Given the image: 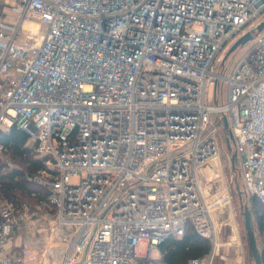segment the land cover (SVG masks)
<instances>
[{
  "label": "built area",
  "instance_id": "built-area-1",
  "mask_svg": "<svg viewBox=\"0 0 264 264\" xmlns=\"http://www.w3.org/2000/svg\"><path fill=\"white\" fill-rule=\"evenodd\" d=\"M262 22L264 0H0V131L28 134L51 192L44 210L0 203V264H165L189 224L211 249L187 264H213L231 191L198 171L224 116L244 194L264 203Z\"/></svg>",
  "mask_w": 264,
  "mask_h": 264
},
{
  "label": "trees",
  "instance_id": "trees-1",
  "mask_svg": "<svg viewBox=\"0 0 264 264\" xmlns=\"http://www.w3.org/2000/svg\"><path fill=\"white\" fill-rule=\"evenodd\" d=\"M28 139V134L15 125L8 131H0V152L14 163L13 167L0 163V201L12 202L17 206L27 204L32 210H44L49 204L51 192L45 180L39 177L47 171V164L45 159L36 157L33 148L28 145ZM247 206L252 227L255 223L258 237L262 238L259 243L255 235L264 264V203L250 196ZM210 249V242L200 237L189 224L182 239L172 237L161 245L160 259L165 264H187L191 259L206 255ZM250 253L254 260L251 250Z\"/></svg>",
  "mask_w": 264,
  "mask_h": 264
},
{
  "label": "rangeland",
  "instance_id": "rangeland-1",
  "mask_svg": "<svg viewBox=\"0 0 264 264\" xmlns=\"http://www.w3.org/2000/svg\"><path fill=\"white\" fill-rule=\"evenodd\" d=\"M264 31V30H263ZM262 31V32H263ZM238 37H234L231 42L224 48L220 54V65H216V71L228 74L231 72L234 65L239 61L243 54L252 44L253 40L244 46L236 49L225 61V66L221 67L228 50L233 46ZM226 101V96L219 99L218 103ZM207 104L215 105L216 101L209 93ZM214 122H219L221 116L212 115ZM218 120V121H217ZM223 124L217 126V141L220 147V154L216 160L210 161L207 165L201 167L198 171L202 186H206L208 182L213 184V192L218 189L229 188L231 191V203L218 211L215 216V223L218 231V243L220 248L217 251L213 264H255L252 255H250L249 243L246 235L244 207L247 206L249 197L245 196L243 191V181L239 174V160L236 165L232 164L226 144V133L223 130ZM235 152V146L232 144V154ZM0 163L6 164L7 167H13L14 163L6 155L0 152ZM79 176H72V184L80 182ZM4 201L1 200L0 203ZM28 201V200H27ZM29 202V201H28ZM255 235L258 237L257 226L253 225ZM22 237L16 239L19 243L22 242ZM258 242H262V238H257Z\"/></svg>",
  "mask_w": 264,
  "mask_h": 264
},
{
  "label": "water",
  "instance_id": "water-1",
  "mask_svg": "<svg viewBox=\"0 0 264 264\" xmlns=\"http://www.w3.org/2000/svg\"><path fill=\"white\" fill-rule=\"evenodd\" d=\"M264 30V22H262L258 27H257V32L261 33ZM254 39V36L251 33H247L244 36L238 38L236 40V42L233 44V46L228 50L224 60H223V64L224 62L228 59V57L239 47L246 45L247 43L251 42ZM223 128L224 130L228 133V136L226 138V144H227V149L228 152H232V145L231 142H233V136H232V132L229 128V123H228V119L227 117H223ZM236 153L234 152L232 154V164L235 163L236 160ZM244 220H245V229H246V235H247V239H248V243H249V248L254 256V260H255V264H262V260H261V255L257 246V241H256V237H255V233L252 227V218H251V214H250V210L248 208V206L244 207Z\"/></svg>",
  "mask_w": 264,
  "mask_h": 264
},
{
  "label": "crops",
  "instance_id": "crops-1",
  "mask_svg": "<svg viewBox=\"0 0 264 264\" xmlns=\"http://www.w3.org/2000/svg\"><path fill=\"white\" fill-rule=\"evenodd\" d=\"M229 154H231V157H232V152H229ZM236 161H237V157H236V160H235V163H234L235 165H236ZM234 164H233V165H234ZM238 171H239V170H238Z\"/></svg>",
  "mask_w": 264,
  "mask_h": 264
},
{
  "label": "flooded vegetation",
  "instance_id": "flooded-vegetation-1",
  "mask_svg": "<svg viewBox=\"0 0 264 264\" xmlns=\"http://www.w3.org/2000/svg\"><path fill=\"white\" fill-rule=\"evenodd\" d=\"M223 130H224V128H223ZM224 131H225V130H224ZM225 133L228 134L226 131H225Z\"/></svg>",
  "mask_w": 264,
  "mask_h": 264
}]
</instances>
